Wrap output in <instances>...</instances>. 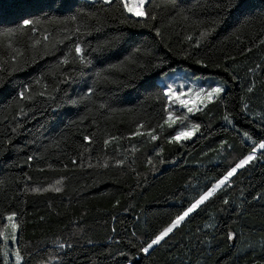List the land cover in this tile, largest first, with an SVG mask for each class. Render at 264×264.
Listing matches in <instances>:
<instances>
[{
    "label": "trees",
    "instance_id": "16d2710c",
    "mask_svg": "<svg viewBox=\"0 0 264 264\" xmlns=\"http://www.w3.org/2000/svg\"><path fill=\"white\" fill-rule=\"evenodd\" d=\"M70 2L77 7L87 3L85 11L99 17V23L95 18L87 21L91 34L83 37L87 41L83 46L93 65L83 70L84 76L78 75V64L57 67L74 41L66 40L56 45L54 54L31 62L32 42L42 39L45 29L50 33V49L63 39L64 33L56 25L45 24L38 33L0 38V59L5 62L0 72L4 76L0 87V227L5 223L3 213H18L16 248L23 256L21 264H44L49 255L53 257L50 264H264V150H258L257 158L238 169L229 186L218 190L149 254L139 251L251 152L253 144L243 137L244 131L257 142L264 138V44L260 43L264 23L243 24L237 14L224 11L226 0H150L146 9L157 17L150 21L153 28L121 24L123 16L137 18L126 12L122 16L116 4ZM21 3L0 0V30L18 23ZM251 3L257 13L264 7V0ZM220 18L223 21L215 24ZM213 27L215 31L196 47L199 33ZM155 28L160 29V36ZM105 41L110 45L105 46ZM98 44L102 50L93 52ZM137 47L139 53L134 51ZM13 48L24 51L29 66L9 76ZM248 48L252 51L246 52ZM185 54H190L188 59ZM159 58L166 61L163 71L186 66L194 74H216L228 81L224 103L210 104L192 114V122L201 124V129L179 144L168 143L178 126H165L163 133L157 128V141L146 134L167 115L151 98L156 89L142 85L148 76L156 79L155 72L160 70H153L152 65ZM196 59L208 66L195 64ZM110 65L117 67L109 69ZM73 67L75 82L60 83L62 73ZM250 68L255 72H249ZM103 69H109L104 74L110 80L96 85L91 102L69 105L67 98L83 96L86 85L92 86L95 71ZM41 73L45 75L40 84H32ZM233 74L237 79H232ZM253 81L255 88L249 94L247 88ZM25 84H32L33 98L21 101L18 92ZM57 86L59 92L54 91ZM42 91L43 96L39 95ZM241 97L249 103L247 111L242 110L245 100ZM100 103L108 107L101 109ZM226 110L232 125L223 119ZM85 115L87 119L80 122ZM141 121L149 127L141 130L142 135H131ZM84 136L90 140L85 141ZM222 141H227L223 148ZM161 147L164 151L158 157ZM28 156L33 160L26 162ZM117 160H124L123 165ZM50 186L62 191L54 192ZM37 187L49 191H31ZM224 199H228L227 205ZM229 231L236 233L235 239L227 238ZM64 241L73 247L59 249L58 242ZM4 263L0 239V264Z\"/></svg>",
    "mask_w": 264,
    "mask_h": 264
},
{
    "label": "snow or ice",
    "instance_id": "6c2138e0",
    "mask_svg": "<svg viewBox=\"0 0 264 264\" xmlns=\"http://www.w3.org/2000/svg\"><path fill=\"white\" fill-rule=\"evenodd\" d=\"M96 2L102 3L105 6H111L116 4L120 9H122L123 13L126 12L137 19H130L129 16H123L120 19L121 24H130L131 27H141V28H153V24L150 21L156 20V14L154 12H149L146 9V5L150 2V0H92L93 5ZM55 6V7H54ZM88 7V4H83L77 7V5L72 4L70 0H22L20 5L21 15L18 17V23L14 27H7L3 30H0V38L3 37H12L17 34H33L40 32V29L43 25H56L59 27V30L64 33L63 39H58L51 47L49 48V39L50 33L47 29L41 33L42 39H35L32 42V48L34 50L32 63L36 62V58L42 55L54 54L56 45L64 44L65 41H74L71 48H69L68 52L64 54V56L58 61L57 67L60 65H69L70 63L78 64L80 71L78 73L79 76H84V69L93 65V59L90 54L87 53L86 48L83 45L87 44V41L83 39V37L90 35L91 33L88 31L89 25L87 21L89 19H97L99 23V17L95 13H91L85 11V8ZM53 11L60 13V15H51ZM224 11L231 15L233 13L237 14L240 18H242L243 24H251L254 20H260L264 23V7H261L260 11L257 13L255 11V6L251 3V0H226L224 5ZM36 13H40V15H36ZM64 13H67L65 15ZM184 19H188L187 16ZM223 21V18H220L217 21H214L215 24H219ZM68 25H75V27H68ZM62 26V27H60ZM27 30V33L25 32ZM98 30V29H97ZM155 34L157 36L161 35V31L159 28H155ZM215 31V27L210 30H204L199 33V39L196 40V47L200 46L201 40L207 39L211 32ZM189 41L192 40L191 36L186 37ZM110 41H105L104 45H110ZM261 44H264V39L260 40ZM42 45V49H41ZM9 47L12 48L11 43ZM74 50V55H73ZM101 45H97V48L92 49L93 52L101 51ZM136 53H139L141 49L137 47L134 50ZM252 49H246V52H251ZM146 55H151L150 52H146ZM244 54V53H242ZM190 54H185L184 59H188ZM24 51L19 48H13V53L9 57V61L11 64V71L8 72V75L11 76L16 71H23L29 66V62L23 59ZM69 57H72L70 60ZM130 59V58H129ZM229 59L235 60V57H229ZM4 61L0 59V72L4 71ZM135 63V61H133ZM195 64L201 65L203 67H207L208 65L202 59H196L194 61ZM123 64V62H121ZM166 61L163 58H159L158 61L152 65V69H159V72H155L156 79H153L152 76H148L142 80V85L145 89H156V91L151 93V98L160 103L162 105V111L166 112L167 115L163 119V123L157 124L155 127H151L150 130L146 133L151 141H157L160 139V136L157 135L156 129L159 128L160 132L163 133L165 130V126L168 129H172L174 126H178L179 130L175 131L174 135H170L168 137V143L170 144H179L185 140L190 139L193 135L201 129V124L192 122L191 115L196 112H200L202 108H207L208 105L219 102L224 103L223 94L226 92V87L228 81L219 80L218 82H214L211 85L206 87L199 86L196 82L192 84H187L183 81L178 82L181 78L176 75V70H171V75L169 71H163L165 67ZM140 68H144L143 64L138 65ZM216 67H221L222 65L217 64ZM116 65H110L109 69L116 68ZM261 66L259 64L256 65V68L259 69ZM109 69L97 70L94 73V79L92 80V86H87V91L83 96L79 98H67V103L71 106H77L79 104H83L85 102H91V97L95 94L96 85L107 82L110 80V76L105 75V72H108ZM120 70H123L122 68ZM225 72H230V69L225 67ZM249 72H255V69H249ZM76 72V68L73 67L72 71H64L62 73L63 79L60 83L63 84H71L76 80V76L72 73ZM44 73L34 79L32 84H40L41 80L44 78ZM186 75V74H185ZM232 79L235 80L237 77L233 74ZM4 76L0 75V87H3ZM32 84H25L21 87L18 92V99L23 101L24 99L31 100L32 97ZM45 91L47 90V85L44 86ZM255 88V83L253 81L252 85L247 88V93H253ZM45 91L39 93V95H45ZM54 91L59 92V86H57ZM195 99V103H192V99ZM49 99L55 100V96H49ZM242 100H245L244 97H241ZM108 105L105 103H100L99 108L104 109L107 108ZM249 109V103L245 100L243 103L242 110L247 111ZM89 112L92 111L91 108L88 109ZM113 111H115L113 109ZM178 113H183L178 114ZM20 114L24 115L23 107L20 108ZM87 119V115L81 116L79 118L80 122ZM223 119L230 125L233 124V120L231 118V113L227 112L223 117ZM94 122V121H93ZM187 122V124H185ZM71 123L75 124L76 121H72ZM145 127H149V124H146L144 121H141L136 126V131L131 135L139 136L142 133V129ZM16 129H13L15 132ZM264 131V128H262ZM243 137L247 140L252 141L251 152L244 156L239 160L238 163L235 164L234 167H231L220 179L216 180L215 183L211 185L207 191L199 194L198 198H195L193 202H191L182 212L177 214L171 221L168 223L166 227H163L157 234H155L149 242L145 245L141 246L139 251L144 254H149L150 250L154 249V246L159 245L162 241L165 240L169 234L173 233L179 226H181L182 222L185 221L190 214L194 213L197 209L201 207V205L205 204V202L209 201L218 190H221L225 186H229L231 183V178L237 173L238 169L244 168L251 161L255 160L256 153L258 150H264V138L259 139L257 142L253 139V136L247 132H243ZM83 139L85 141H89V136H84ZM8 144L11 141H7ZM108 143L107 140L104 142ZM227 144V141L221 142V148ZM2 146V145H0ZM164 151L163 147L159 149L157 156L159 157ZM33 160V156H28L26 162H30ZM116 163L118 165H123L124 160H117ZM149 163H151V158H149ZM160 163L163 164L164 161L161 159ZM91 167V165H89ZM107 167V164L104 165ZM51 167V165H49ZM65 167H67L65 165ZM61 183L60 180L56 181V184L59 185ZM51 190L54 192H60L62 189L60 187H51ZM28 191V189H25ZM32 192L39 193L41 191L47 192L49 188H33ZM119 201H117V204ZM223 203L227 205L229 203L228 199H224ZM3 219L6 221L3 223V226L0 227V237L3 238L5 245L7 246L9 241L15 243L17 241L18 230L20 229V224L17 223L18 213L16 211H10L3 213ZM43 219V217H41ZM206 227H210V225H205ZM115 231V229H113ZM135 235V233H133ZM236 233L229 231L227 233V238L229 240L235 239ZM88 243H92L91 240ZM59 249L72 248L73 245L68 242H58ZM15 264H21L23 261V256L21 255L20 249L16 248L15 252ZM123 255V253H121ZM4 262L5 264H9V256L10 251L5 250L3 252ZM59 259V257H55ZM53 259L51 255H49L48 259L45 260L44 264H48V261Z\"/></svg>",
    "mask_w": 264,
    "mask_h": 264
},
{
    "label": "rangeland",
    "instance_id": "374dc122",
    "mask_svg": "<svg viewBox=\"0 0 264 264\" xmlns=\"http://www.w3.org/2000/svg\"><path fill=\"white\" fill-rule=\"evenodd\" d=\"M174 69L176 70V75H178L181 78V80L178 81V82L183 81V82H185L187 84H192L193 82H196L201 87H206V86L211 85L214 82H218L219 80L222 79L221 77H219L216 74H208V75H203V76H201L199 74H196V73L194 74L195 70L192 69V68L186 67V66H178V67H176ZM169 73H170V75L172 74L171 70L169 71ZM195 102L196 101L193 98L192 99V103H195ZM0 239L3 242V252L5 250H9L10 251L9 264H15L14 252H15L16 242L17 241L15 243L9 241L8 245L6 246L4 241H3V238L0 237ZM3 258H4V256H3ZM51 262H52V260H50L48 262V264H50Z\"/></svg>",
    "mask_w": 264,
    "mask_h": 264
}]
</instances>
